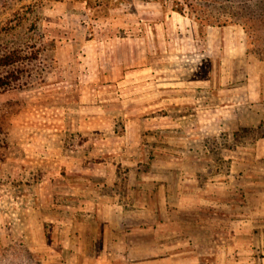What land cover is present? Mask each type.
I'll use <instances>...</instances> for the list:
<instances>
[{
	"label": "rangeland",
	"instance_id": "374dc122",
	"mask_svg": "<svg viewBox=\"0 0 264 264\" xmlns=\"http://www.w3.org/2000/svg\"><path fill=\"white\" fill-rule=\"evenodd\" d=\"M188 1L0 0V264H149L119 246L153 221L185 264H264V62Z\"/></svg>",
	"mask_w": 264,
	"mask_h": 264
},
{
	"label": "trees",
	"instance_id": "16d2710c",
	"mask_svg": "<svg viewBox=\"0 0 264 264\" xmlns=\"http://www.w3.org/2000/svg\"><path fill=\"white\" fill-rule=\"evenodd\" d=\"M89 4L91 0H86ZM111 1V0H110ZM216 1V0H211ZM223 8L229 9L225 17H218L217 21H211L217 24H226L236 22L242 26L243 31L247 34V50L253 52L256 57L264 62V41L260 43L258 37L264 36V0H221ZM163 2V1H162ZM191 9L193 4L188 0H172V10L178 13L184 12L183 4ZM186 5V4H185ZM192 10V9H191ZM194 20L202 25H211L206 19H201L194 15ZM263 32V33H261ZM258 36V37H257ZM259 45H255L258 43Z\"/></svg>",
	"mask_w": 264,
	"mask_h": 264
},
{
	"label": "crops",
	"instance_id": "0c3cea01",
	"mask_svg": "<svg viewBox=\"0 0 264 264\" xmlns=\"http://www.w3.org/2000/svg\"><path fill=\"white\" fill-rule=\"evenodd\" d=\"M206 36H208V31L206 33ZM242 52H244V50ZM242 52L237 51L235 54L238 53L239 55H241ZM260 140L256 141V146H255L256 154L258 152V145L260 143ZM111 185H113V183ZM210 187H212V185ZM185 196H186L185 192H179L178 203H177L178 207L183 206L182 202H183V198ZM198 197H199L198 191L195 190L193 198H195V200H196V199H198ZM114 199H115V197H114ZM113 201L115 202L114 203L115 205L113 203L112 204L114 206H117L115 208V210L116 209L120 210L121 209V203L116 204V200H113ZM166 205H168V201H166V199H163L160 202V205H157V206L160 209L162 206L164 207V209H166L165 208ZM155 206L156 205H154V207L152 209V213H154V216H155ZM145 209L148 210L147 208H145ZM119 219H121V218H119ZM154 220H155V217H154ZM122 223H123V221H121V223H120V220L118 221V225H122ZM106 224L108 226L110 225L108 220H106ZM159 236H161V234H160V232L157 231L156 226H154V221H153V224H145V225L127 227L125 229L123 238H121V242H120L121 244L119 247H124L125 250H128L130 245H132V244L134 245V244L143 243V242H147V241H151V242L155 241V243L153 245L155 248V251H153V250L151 252L149 251V254H148V252H146V253L144 252V253L139 254V255H144L145 257H147L145 260L146 263L154 264L153 263L154 261L155 262L161 261V264H185V261L183 258L184 252H180L179 250H177L176 254L173 253V248H175V247H170L171 243L161 244L162 242L158 241ZM170 236L176 238L177 240L182 237L181 234L179 233V231L175 232V233H170ZM182 239H184V237L181 238L180 240H182ZM110 245H111V243H110ZM114 252L115 251L113 249H110L107 254L112 255V254H114ZM176 260H177V262H176ZM96 261H97V264H99L98 260H96Z\"/></svg>",
	"mask_w": 264,
	"mask_h": 264
}]
</instances>
